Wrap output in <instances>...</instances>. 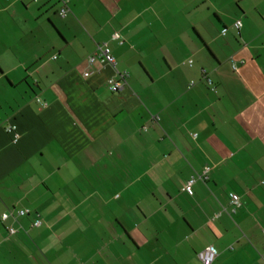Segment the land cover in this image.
Segmentation results:
<instances>
[{
	"label": "crops",
	"instance_id": "obj_1",
	"mask_svg": "<svg viewBox=\"0 0 264 264\" xmlns=\"http://www.w3.org/2000/svg\"><path fill=\"white\" fill-rule=\"evenodd\" d=\"M64 1L0 0V264H264V0Z\"/></svg>",
	"mask_w": 264,
	"mask_h": 264
},
{
	"label": "built area",
	"instance_id": "obj_2",
	"mask_svg": "<svg viewBox=\"0 0 264 264\" xmlns=\"http://www.w3.org/2000/svg\"><path fill=\"white\" fill-rule=\"evenodd\" d=\"M69 2H70V0L64 1L65 7L60 10V15L62 17H66L69 10H70L69 6H68ZM234 26L236 29H240L242 27V22L236 21ZM113 38L118 39V38H120V35L118 33H115L113 35ZM88 65H89V68L85 72V76L91 74L92 68L97 69L98 66L99 67H107V66L112 67V69L114 71V75L108 79V86H109L110 91L112 93H119L122 90H124V88L127 84L128 78L130 77V74L127 71H121L118 69L117 60L114 57L112 50L107 43H104L102 45H98L96 51L88 57ZM37 101L39 103L41 102L40 99H38ZM42 106L45 107V106H47V104L42 103ZM15 130H16V127H14V126H9L7 128L8 132L14 133ZM18 139H19V134L15 133L14 134V142H17ZM209 172H210V167H206L201 176L191 178L188 181V183L186 184L185 191L188 193H191L193 191V187H194L196 181L198 180V178L200 180H207ZM231 204H232L234 210L237 209L241 205L239 197H236V196L232 197ZM29 212H30L29 210L24 209V210L18 211L17 214H14V213L4 214L2 216V221L7 222L10 218L17 219L20 216H25V215L29 214ZM40 224H41V221L35 222L36 226H39ZM7 230L11 235H14L18 232V229H16L13 226H7ZM198 257L203 264H213L216 257H217V251L213 246H209L206 249H204L203 251H201L198 254Z\"/></svg>",
	"mask_w": 264,
	"mask_h": 264
},
{
	"label": "trees",
	"instance_id": "obj_3",
	"mask_svg": "<svg viewBox=\"0 0 264 264\" xmlns=\"http://www.w3.org/2000/svg\"><path fill=\"white\" fill-rule=\"evenodd\" d=\"M128 72V71H127Z\"/></svg>",
	"mask_w": 264,
	"mask_h": 264
}]
</instances>
